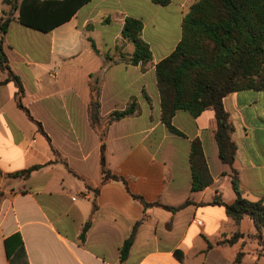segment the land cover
Returning a JSON list of instances; mask_svg holds the SVG:
<instances>
[{
  "label": "crops",
  "instance_id": "crops-1",
  "mask_svg": "<svg viewBox=\"0 0 264 264\" xmlns=\"http://www.w3.org/2000/svg\"><path fill=\"white\" fill-rule=\"evenodd\" d=\"M197 1L160 6L150 0H93L69 22L43 33L22 25L17 8L0 0V26L10 13L15 19L5 52L27 110L0 67V264H264L250 237L256 233L252 220L237 224L219 204L235 203V175L243 197L264 204V90L223 100L237 147L231 166L220 159L213 110L197 118L178 111L173 126L183 136L160 119L156 65L180 43L184 17ZM127 18L142 21L151 62L133 65L121 58L135 51L122 34ZM149 25L158 31V57L146 37ZM90 40L116 62L105 63ZM92 86L101 89V127L89 118ZM132 104L133 116L105 125L110 114ZM196 139L213 184L192 193L190 149ZM103 158L106 169L126 183L102 184ZM33 167L39 170L27 179L10 177ZM132 194L167 207L193 204L178 212L145 210ZM134 231L129 258L121 263L120 249ZM238 233L245 238L227 243Z\"/></svg>",
  "mask_w": 264,
  "mask_h": 264
},
{
  "label": "trees",
  "instance_id": "trees-1",
  "mask_svg": "<svg viewBox=\"0 0 264 264\" xmlns=\"http://www.w3.org/2000/svg\"><path fill=\"white\" fill-rule=\"evenodd\" d=\"M12 10L17 8L18 21L31 29L49 33L60 25L69 22L77 12L93 0H3ZM160 6H168L171 0H150ZM18 3V4H17ZM15 20L10 13L0 26V67L8 73L7 81H13L18 88L19 106L23 95V86L12 71L5 52V36L11 22ZM144 25L142 21L127 18L122 31L123 37L132 42L135 51L128 57L121 53V58L133 65L149 63L153 60V52L143 39ZM96 55L105 63L116 62L110 55H103L90 40ZM157 86L161 100V122L168 130L177 135L183 134L173 126V119L178 111L188 112L197 118L207 110H213L216 117L215 139L219 147L220 159L227 165H233L237 147L232 140L233 127L229 114L225 110L223 100L236 92L249 90H264V0H198L186 14L182 25V39L176 49L156 65ZM91 102L89 118L93 127H101V89L91 87ZM27 111V110H26ZM136 113L135 104L124 111H116L104 120L106 126L133 116ZM104 152V145H103ZM103 182L126 181L106 169L104 158ZM190 166L192 172V193L203 192L213 184V177L205 157L200 140H193L190 149ZM39 167L21 171L12 178L27 179ZM233 187L236 201L233 205H225L228 216L237 224L245 218L252 220L256 233L250 235L258 245L264 241V204L246 200L239 187L235 175ZM99 189H96L98 193ZM96 193V194H97ZM4 194L0 192V205ZM132 197L141 203L144 209L155 206L163 207L172 212H178L193 204L188 200L179 207H167L161 203H147L142 197ZM90 222L84 226L81 240L85 241L90 228ZM136 232L125 241L120 249V261L124 263L130 255ZM244 234H236L227 241L235 244ZM18 237V236H17ZM6 250L9 258L12 256L8 241ZM183 262V254L175 253ZM244 253L237 255L240 263Z\"/></svg>",
  "mask_w": 264,
  "mask_h": 264
},
{
  "label": "rangeland",
  "instance_id": "rangeland-1",
  "mask_svg": "<svg viewBox=\"0 0 264 264\" xmlns=\"http://www.w3.org/2000/svg\"><path fill=\"white\" fill-rule=\"evenodd\" d=\"M146 37L152 43L155 57H158L159 56V54H158V47H157V45L159 44V41H158V31L156 30L155 27H153V25H149L148 26L147 31H146ZM253 240H255V238H253ZM260 249H261V250H259L260 258L261 257L264 258V241H263L262 244H260Z\"/></svg>",
  "mask_w": 264,
  "mask_h": 264
},
{
  "label": "built area",
  "instance_id": "built-area-1",
  "mask_svg": "<svg viewBox=\"0 0 264 264\" xmlns=\"http://www.w3.org/2000/svg\"><path fill=\"white\" fill-rule=\"evenodd\" d=\"M197 224L202 226L203 223L201 221H198Z\"/></svg>",
  "mask_w": 264,
  "mask_h": 264
}]
</instances>
